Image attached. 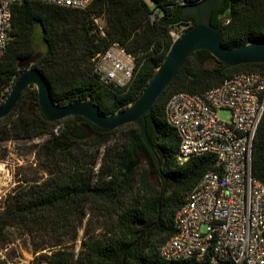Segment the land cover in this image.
Returning a JSON list of instances; mask_svg holds the SVG:
<instances>
[{
  "label": "trees",
  "instance_id": "obj_1",
  "mask_svg": "<svg viewBox=\"0 0 264 264\" xmlns=\"http://www.w3.org/2000/svg\"><path fill=\"white\" fill-rule=\"evenodd\" d=\"M153 1L158 13L143 0H91L84 8L31 0L14 4L9 39L0 58V92L7 95L20 72L18 61L40 50L35 66L56 104L88 99L102 113L124 108L168 51L169 30L179 32L178 25L194 23L190 16L180 17L182 5L174 0ZM100 16L102 28L94 21ZM210 24L222 30L221 44L226 47L262 41L264 0H224L213 9ZM114 42L134 60L131 76L122 86L103 82L93 70L95 59ZM248 71L264 74V63L228 66L206 50H196L185 59L145 117L160 171L135 122L104 130L81 116L48 121L37 106L35 87L27 86L0 118V159L10 152L7 143L26 145L47 135L33 146L37 164L49 173L26 189L7 194L0 211V239L14 225L37 229L77 222L78 226L86 214L85 204L91 203L92 212L104 216L99 233L83 236L77 252L52 248L41 255L44 264H210L207 255L167 260L158 253L174 232L176 209L214 162L212 154L177 161L178 136L166 122L164 103L174 92L202 93L234 73ZM118 130L121 133L112 140ZM252 171L264 184V112L253 140Z\"/></svg>",
  "mask_w": 264,
  "mask_h": 264
},
{
  "label": "built area",
  "instance_id": "obj_2",
  "mask_svg": "<svg viewBox=\"0 0 264 264\" xmlns=\"http://www.w3.org/2000/svg\"><path fill=\"white\" fill-rule=\"evenodd\" d=\"M22 1L0 0V58L12 6ZM31 1L84 8L91 0ZM169 34L173 40L179 32L170 29ZM133 66V57L114 42L95 59L93 70L103 82L122 86ZM4 99L0 92V104ZM221 109L226 118L218 116ZM263 112L264 74L259 72L234 73L202 93L169 95L164 116L178 136L177 161L212 154L214 162L176 209L174 232L158 247L162 258L207 255L210 264H264V184L252 171L253 140Z\"/></svg>",
  "mask_w": 264,
  "mask_h": 264
},
{
  "label": "water",
  "instance_id": "obj_3",
  "mask_svg": "<svg viewBox=\"0 0 264 264\" xmlns=\"http://www.w3.org/2000/svg\"><path fill=\"white\" fill-rule=\"evenodd\" d=\"M224 0H197L183 4L179 8L182 18L190 16L194 23L185 27L175 37L160 64L155 69L146 85L124 108L114 113H102L98 106L88 99L76 100L66 104H56L51 96L48 82L42 72L35 66L41 51L21 58L17 66L20 72L14 79L4 101L0 104V118L6 115L15 105L20 93L29 85L36 89L37 106L48 120H58L67 116H81L91 124L112 130L120 125L135 122L140 130V137L150 153L154 166L160 171V161L146 133L145 117L152 104L170 83L185 59L196 50H206L215 59L228 66L244 63H264V40L252 41L235 47L221 44L222 30L210 24L213 9L220 7ZM27 106V105H26ZM28 113L31 110H26ZM163 176L161 193L165 188ZM159 199L157 200V204Z\"/></svg>",
  "mask_w": 264,
  "mask_h": 264
},
{
  "label": "rangeland",
  "instance_id": "obj_4",
  "mask_svg": "<svg viewBox=\"0 0 264 264\" xmlns=\"http://www.w3.org/2000/svg\"><path fill=\"white\" fill-rule=\"evenodd\" d=\"M143 1L149 9H154L155 2L153 0ZM156 13H158V10H156ZM94 21L99 28H102L104 24L103 16L95 18ZM185 27L187 26L178 25L177 28L182 31ZM25 109H27V106H25ZM218 116L226 118L227 111L224 109L219 110ZM120 133V130L116 131L111 139H116ZM46 137L47 135H44L41 138L33 139L26 145L6 144L10 152L3 159H0V211L8 193L26 189L32 182H40L48 176V170L37 164L34 157L36 147L33 146ZM97 166L96 164L94 169ZM23 179H28L30 182L25 183L22 181ZM84 209L86 214L78 226H74L77 224V222H74L75 224L66 226H43L37 229H29L18 225L10 227L4 240L0 239V264H44L41 261V255L48 254L52 248L58 246L74 249L77 252L80 249L83 236L96 235L102 229L104 223V216L97 213L96 210L92 212L91 203H86ZM55 244L57 246H54Z\"/></svg>",
  "mask_w": 264,
  "mask_h": 264
}]
</instances>
